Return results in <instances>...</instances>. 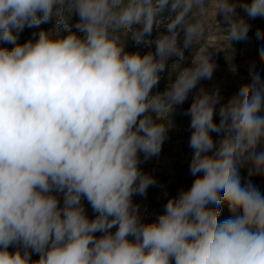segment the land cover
<instances>
[{
    "label": "clouds",
    "instance_id": "obj_1",
    "mask_svg": "<svg viewBox=\"0 0 264 264\" xmlns=\"http://www.w3.org/2000/svg\"><path fill=\"white\" fill-rule=\"evenodd\" d=\"M210 7L229 46L250 30L238 7L264 18V0H0V42L13 45L0 47V264H264V193L251 182L264 175L259 72L226 103L219 89L195 92L187 110L195 179L157 222H143L132 199L157 185L140 165L161 153L173 106L212 79L213 56L224 51L206 42ZM52 20L53 30L17 42ZM129 38L155 51H126ZM189 49L190 66L173 65L174 78L153 94L169 59ZM221 204L231 213L222 221Z\"/></svg>",
    "mask_w": 264,
    "mask_h": 264
},
{
    "label": "rangeland",
    "instance_id": "obj_2",
    "mask_svg": "<svg viewBox=\"0 0 264 264\" xmlns=\"http://www.w3.org/2000/svg\"><path fill=\"white\" fill-rule=\"evenodd\" d=\"M236 2L243 3L246 0H236ZM250 2V0H247ZM237 13L243 16L248 24L250 25V30L248 33V38L244 41H233L231 46L228 45L227 36L223 29L227 25L223 22V17L221 15L216 16L217 22L215 23L214 9L209 8L208 11V24L209 31L206 36V42L210 45L219 44L222 46L224 51L216 52L213 56V60L216 64V68L211 80H202L198 85L197 89H194L192 93L189 94L188 99L180 105H174L172 111L167 117V121L171 124L170 130L168 132V138L165 140L162 151L158 157H153L147 162L141 163V169L152 175L156 181L157 185L149 187L146 196H133V203L139 206V211L142 217V221L145 223L157 222L158 216L163 213L164 205L167 200L171 197L177 195L180 189L190 188L193 177L189 172V164L191 161L192 150L189 148V138L191 135L190 116L187 115V110L190 107L194 94L200 87L211 91L213 89H219L223 99L221 103H226L245 83H250L249 71L254 70L260 73L261 79L264 80V62L259 59V49L264 47V39H258L256 36L257 31L264 32V18L248 19L239 7L237 8ZM171 15L169 12L162 14V20L167 21L168 16ZM77 22V21H76ZM75 23V22H74ZM72 23V24H74ZM42 27L46 28L47 23L41 24ZM163 30V23L156 28L150 37L147 39H155L160 31ZM75 31V29H73ZM67 35V34H66ZM18 42V41H17ZM0 47L12 48L13 45L0 42ZM155 51V46L153 45L151 49L144 45H137L131 38L127 40L126 51L136 52L139 51L141 54L147 51ZM193 53L192 50L185 51V59L178 60L173 57L168 61V69L161 74L162 79L160 80L159 89L156 92H163L166 88L167 83L170 78H174L175 69L173 65L179 64L181 67L190 66L191 57ZM219 105L217 106L218 109ZM153 119H156L154 113H150ZM216 122H219V116L214 117ZM162 122V121H158ZM213 138L217 139V134L212 133ZM141 159H143L141 154ZM257 187L262 193H264V179L258 181ZM167 192V196L164 193ZM57 195L62 203L63 194L53 193ZM82 204L86 209V213L89 218H94L91 206L88 204L86 199L82 198ZM229 217H220V220L227 219ZM115 229H113L114 231ZM97 235H100L97 233ZM11 251H15V248L10 247ZM36 258V259H33ZM39 255L36 253L32 254V260H38Z\"/></svg>",
    "mask_w": 264,
    "mask_h": 264
},
{
    "label": "trees",
    "instance_id": "obj_3",
    "mask_svg": "<svg viewBox=\"0 0 264 264\" xmlns=\"http://www.w3.org/2000/svg\"><path fill=\"white\" fill-rule=\"evenodd\" d=\"M77 20H78V17L76 15H73L70 23H74ZM54 28H55V20H52L49 23H47V27L46 28L42 27L41 25L39 26V28H27L26 27L23 30V32L20 33L19 38H18V43L22 44V43L28 41L29 39H33L34 40V39L38 38V35L36 37H33L32 34L34 32L38 34V32L40 30L51 31ZM59 34H60V36H64L67 33L61 28L59 30ZM161 79H162V77H161ZM160 83L161 82H159V84L152 90L153 92H155V91H157L159 89ZM240 174H241L242 180H247L248 179V169H247V167L242 168ZM260 179H264V175H254V176L251 177V182L257 187L258 181H260ZM216 207L221 209V216L220 217H230L231 216V213H230L227 205L221 204V205H218ZM33 259H36V258L33 257Z\"/></svg>",
    "mask_w": 264,
    "mask_h": 264
}]
</instances>
